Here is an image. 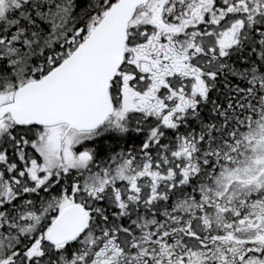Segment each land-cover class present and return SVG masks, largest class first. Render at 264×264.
I'll return each instance as SVG.
<instances>
[{
    "label": "snow or ice",
    "instance_id": "1",
    "mask_svg": "<svg viewBox=\"0 0 264 264\" xmlns=\"http://www.w3.org/2000/svg\"><path fill=\"white\" fill-rule=\"evenodd\" d=\"M0 264H264V0H0Z\"/></svg>",
    "mask_w": 264,
    "mask_h": 264
}]
</instances>
